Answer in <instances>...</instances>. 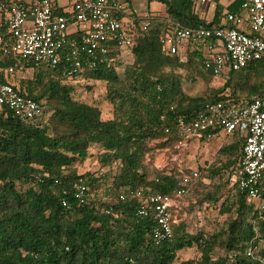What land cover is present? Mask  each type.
Instances as JSON below:
<instances>
[{
	"label": "trees",
	"instance_id": "1",
	"mask_svg": "<svg viewBox=\"0 0 264 264\" xmlns=\"http://www.w3.org/2000/svg\"><path fill=\"white\" fill-rule=\"evenodd\" d=\"M148 1L166 4L167 15H137L139 23L148 27L125 52L132 61L122 76L118 67L123 51L115 44L108 62L101 58L71 79L64 74L69 67L66 60L55 67L20 60L23 73L32 76L19 77L23 73L18 72L16 83L40 104L44 115L23 120L0 111V264H175L178 253L193 246L199 256L179 264H261L247 255L253 243L257 256L264 258V219L256 204L237 183L225 199L222 195L223 172L232 169L234 176L241 161L244 137L239 131L226 135L229 141L218 151L227 161L208 168V178L219 182L206 187L202 202L217 206L223 199L219 212L229 215L217 232L202 228L190 232L180 222L173 224L170 238L157 242L153 210L147 206L141 215L144 202L129 195L143 190L174 196L177 189L188 190L189 182L183 183L176 171L156 170L153 178L147 171L148 159L154 163L157 153L183 140L176 129L179 118L194 119L210 104L224 102L240 108L264 96V59L215 79L198 51L164 53L160 36L169 20L191 28L217 23L200 18L190 0ZM14 63L9 58L4 65ZM197 79L223 84L206 96H190L184 81ZM100 84L104 97L98 98L109 108L99 99L82 101L83 92ZM219 134V130L209 131L200 140ZM94 144L102 148L98 161L107 171L102 176L80 174L77 164L90 157ZM76 183L88 188L84 203L76 198ZM105 183L102 196L95 194Z\"/></svg>",
	"mask_w": 264,
	"mask_h": 264
},
{
	"label": "built area",
	"instance_id": "2",
	"mask_svg": "<svg viewBox=\"0 0 264 264\" xmlns=\"http://www.w3.org/2000/svg\"><path fill=\"white\" fill-rule=\"evenodd\" d=\"M240 1V13L226 11L223 22L212 27L191 28L169 20L167 31L160 36L162 50L169 55L198 51L215 79L226 78L230 71L264 59V0ZM208 2L200 0V7L205 9ZM55 10L52 0H38L32 5L0 0V27L4 29L0 30V75L4 78L0 82V111L23 120H37L44 115L40 104L27 97L16 83V73L25 70L20 60L53 67L66 60L69 67L64 74L71 79L77 73L84 74L87 66L93 67L101 58L108 62L113 44L119 51H129L148 27L139 23L124 0H77L69 13ZM72 28L81 33L79 40L70 39ZM9 58L15 63L5 66ZM176 129L184 145L203 138L209 131L219 130L225 135L239 131L243 135L242 157L233 182L256 204L259 217L264 219V96L253 98L240 108L224 102L210 104L194 119L179 118ZM197 176L195 172L194 177ZM74 188L76 198L84 203L88 188L81 183ZM186 193L182 187L175 190L174 196L143 190L129 195L144 202L141 215L146 214L147 206L151 207L158 223L154 238L161 242L172 236L173 208ZM125 198L121 195L122 200ZM256 250L257 246L251 243L248 257L264 264Z\"/></svg>",
	"mask_w": 264,
	"mask_h": 264
},
{
	"label": "rangeland",
	"instance_id": "3",
	"mask_svg": "<svg viewBox=\"0 0 264 264\" xmlns=\"http://www.w3.org/2000/svg\"><path fill=\"white\" fill-rule=\"evenodd\" d=\"M66 3L67 0H60ZM70 1V0H68ZM125 1V0H124ZM142 0H134L132 5V12L135 14L142 13V8L144 7ZM245 14V12H242ZM1 20V15H0ZM119 59L121 66L118 67L119 74L122 76L128 65L132 61V55L123 52ZM30 78L31 72H24L23 75L19 77ZM222 81L211 80L204 81L202 79H197L195 81L185 80L184 90L190 96H206L211 88H218L222 85ZM103 85H96L92 91H85L82 93V101L91 103L94 99L101 100L103 106L109 108V104L104 102L102 98H98L100 94L104 97V87ZM229 138L226 137L224 133L219 135L209 137L205 140L196 139L189 141L187 145H184L182 140L180 143L174 145L171 150L157 153L154 163L147 160L148 166L147 171L150 177L153 178L156 170L163 171L164 173L177 172L181 174L183 183L189 179V188L187 193L177 200V206L173 208V218L176 223L183 222L187 225L190 232H196L198 228H202L208 233L217 232L224 225V222L228 218V214L222 215L219 212L220 204L225 199L230 191H232L233 176L230 175L231 170L223 172V181L225 182V187L222 191L224 198L219 203V205H209L208 202H202L203 194L205 193L206 187L210 189L213 184L219 182L218 178L210 180L208 178V168L211 164L225 163L227 158L225 156L219 155L218 151L220 147L227 143ZM102 153V148L100 145L94 144L90 148V157L83 163L77 164L78 171L80 174L94 173L98 176L105 174L107 169L102 168L100 162L98 161V155ZM234 169V167H233ZM198 172V176L194 177V173ZM230 177V180H229ZM106 183L103 184L102 188L97 189L95 194L102 196L103 188ZM199 256V251L196 246L187 248L178 253V259L175 264H179L183 260L193 259Z\"/></svg>",
	"mask_w": 264,
	"mask_h": 264
},
{
	"label": "crops",
	"instance_id": "4",
	"mask_svg": "<svg viewBox=\"0 0 264 264\" xmlns=\"http://www.w3.org/2000/svg\"><path fill=\"white\" fill-rule=\"evenodd\" d=\"M18 1H24L26 2L28 5H32L34 3H36L38 0H18ZM77 1V0H70L66 3L61 2L60 0H55L54 1V6L56 9L61 10V13H69L72 9L73 3ZM129 11H133L132 10V5H133V1L134 0H125ZM144 3V7L142 8V13H138L136 15H140L142 17L145 16H166L167 15V11H166V4L162 3V2H149L148 0H142ZM190 2L193 5V10L194 12L202 19L206 20L207 22H213L215 21L217 24L222 23L224 20V13L226 11H231V12H236V13H240L241 12V1L240 0H209L207 6L205 7V9L203 7H200V0H190ZM203 10H205L206 12H202ZM219 12V15H217ZM1 22V20H0ZM78 29H71V33L74 35H79L81 33L75 32Z\"/></svg>",
	"mask_w": 264,
	"mask_h": 264
}]
</instances>
